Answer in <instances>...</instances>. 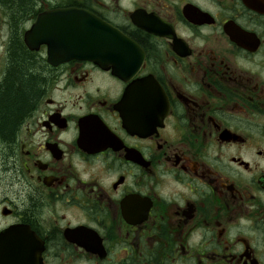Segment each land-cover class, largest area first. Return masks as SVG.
Returning <instances> with one entry per match:
<instances>
[{
	"label": "flooded vegetation",
	"instance_id": "1",
	"mask_svg": "<svg viewBox=\"0 0 264 264\" xmlns=\"http://www.w3.org/2000/svg\"><path fill=\"white\" fill-rule=\"evenodd\" d=\"M68 9L133 42L118 75L49 64L28 34ZM21 54L2 264H264V0H0V88Z\"/></svg>",
	"mask_w": 264,
	"mask_h": 264
},
{
	"label": "water",
	"instance_id": "2",
	"mask_svg": "<svg viewBox=\"0 0 264 264\" xmlns=\"http://www.w3.org/2000/svg\"><path fill=\"white\" fill-rule=\"evenodd\" d=\"M38 19L28 36L32 39L43 38L48 45V62L56 65L67 60H92L104 69H111L118 75L119 65L108 54H118L131 50L133 43L121 35L115 28L105 24L90 13L78 10H57ZM30 49H33L29 45ZM4 242H0V247ZM3 249H0V251ZM16 249L7 248V252ZM4 258L0 257V264Z\"/></svg>",
	"mask_w": 264,
	"mask_h": 264
},
{
	"label": "trees",
	"instance_id": "3",
	"mask_svg": "<svg viewBox=\"0 0 264 264\" xmlns=\"http://www.w3.org/2000/svg\"><path fill=\"white\" fill-rule=\"evenodd\" d=\"M14 64L0 88V132L5 137L13 133L16 124L32 107L38 94L37 84L28 73V60L21 54Z\"/></svg>",
	"mask_w": 264,
	"mask_h": 264
},
{
	"label": "bare ground",
	"instance_id": "4",
	"mask_svg": "<svg viewBox=\"0 0 264 264\" xmlns=\"http://www.w3.org/2000/svg\"><path fill=\"white\" fill-rule=\"evenodd\" d=\"M14 134V133H13Z\"/></svg>",
	"mask_w": 264,
	"mask_h": 264
}]
</instances>
